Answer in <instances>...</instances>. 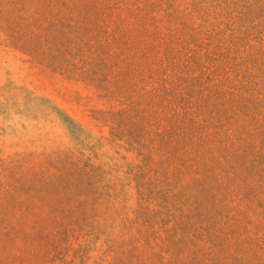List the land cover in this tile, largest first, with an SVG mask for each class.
<instances>
[{"label":"rangeland","instance_id":"obj_1","mask_svg":"<svg viewBox=\"0 0 264 264\" xmlns=\"http://www.w3.org/2000/svg\"><path fill=\"white\" fill-rule=\"evenodd\" d=\"M0 264H264V0H0Z\"/></svg>","mask_w":264,"mask_h":264}]
</instances>
